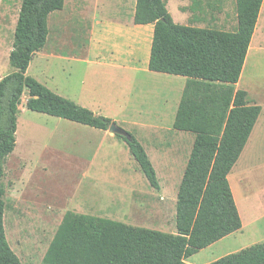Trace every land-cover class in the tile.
<instances>
[{"label": "trees", "instance_id": "trees-1", "mask_svg": "<svg viewBox=\"0 0 264 264\" xmlns=\"http://www.w3.org/2000/svg\"><path fill=\"white\" fill-rule=\"evenodd\" d=\"M264 0H236V31L176 23L165 0H137L135 23L154 24L149 69L187 77L174 129L195 135L176 201V231L135 226L67 211L43 264H191L199 251L241 230L229 175L261 114L237 89ZM65 0H22L9 56L11 72L0 80V264H27L12 250L5 228L6 164L17 146L22 96L27 108L100 130L112 119L65 98L27 74L49 37V15ZM194 7L198 2L194 0ZM129 152L150 185L160 189L157 171L142 143L129 132ZM209 264H264V243H256Z\"/></svg>", "mask_w": 264, "mask_h": 264}, {"label": "rangeland", "instance_id": "rangeland-1", "mask_svg": "<svg viewBox=\"0 0 264 264\" xmlns=\"http://www.w3.org/2000/svg\"><path fill=\"white\" fill-rule=\"evenodd\" d=\"M178 2L171 0L169 8L175 16H182L186 20L187 15L178 8ZM210 2L211 5L207 6L209 12L204 14L206 21L198 23L196 19L190 18L188 24L216 29L227 28L224 23L211 20L219 3L217 0ZM21 4L22 0H3L0 4V79L11 71L8 56L13 46ZM182 4L179 2L180 7ZM71 14L72 3L68 0L65 11L52 16L45 52L69 54L79 52L85 46L87 23L71 19ZM64 18L66 20H63ZM262 26L263 23H260L254 47L262 46ZM37 57L38 55L36 59ZM249 61L251 63L246 67L243 80V86L246 87L242 89L247 90V99L250 100L256 97L261 85L264 88V52ZM67 69L71 67L65 64L64 69L54 67L51 72L55 74V84H62L67 94L74 95L80 88L83 68L73 67L74 71L69 80L64 77L67 72L64 70ZM33 73L34 70H31L30 75ZM258 77L261 80L255 81ZM250 78L253 79L250 82H254V85L247 86ZM50 86L53 88L55 85L51 83ZM27 98L28 93L25 92L20 105L17 147L8 158L4 177L6 234L12 250L22 262L43 264L44 255L67 211L104 215L127 224L168 233L176 231L177 193L184 172L182 164L191 150V140H139L157 171L160 189H156L150 185L129 152L126 141L116 137L109 130L107 134H101L97 128L29 110L26 105ZM118 125L136 138L140 136L129 125ZM261 135L258 130L254 133V141L246 151L244 149L232 169L230 181L233 187H239L234 183V179L248 163L249 173L241 178V188L244 190L254 184L255 189L257 184L264 181V168L258 167V164L264 165V139L258 138ZM172 143H176L177 153L170 152L175 161L170 168L158 163L157 152L171 148ZM92 181H97L98 184L93 188L95 191L109 192V195L104 193L97 200L90 198L89 183ZM238 198L242 199L241 193ZM243 203L244 205L238 206L247 222V228L199 251L189 258L190 263L207 264L250 245L264 243V217L252 222L255 212L249 211L248 208L245 212L247 205L244 201Z\"/></svg>", "mask_w": 264, "mask_h": 264}, {"label": "crops", "instance_id": "crops-1", "mask_svg": "<svg viewBox=\"0 0 264 264\" xmlns=\"http://www.w3.org/2000/svg\"><path fill=\"white\" fill-rule=\"evenodd\" d=\"M2 1L0 0V4ZM165 1L174 21L179 24L187 23V25H192L188 24L190 18L191 20L196 19L199 21L198 23H204L206 21V15L204 14L209 12L210 9L208 7L211 5L210 0H196L198 2L196 7L193 5L194 0H178L183 3L180 7L178 2V8L187 15L186 20H184L185 18L182 16H175L169 8L171 0ZM217 2L219 4L216 6L215 16L211 17V20L215 23H224V26L227 28H221L220 30L236 31L238 27L236 0H217ZM71 3L72 14L70 18L80 23H87L84 40L85 46L81 51L70 52L69 54L45 52V46L43 50L37 52L33 57L27 74L30 75V71L34 70V73L30 76H33L57 94L71 99L83 107L89 108L98 115L109 117L117 124L129 125L140 135L138 138L135 137L137 140L168 141L186 138L191 140L192 150L195 135L191 132L176 130L173 127L187 83V77L155 72L149 69L155 26L154 24L135 23L134 17L137 0H71ZM67 5L68 0H65L62 10L51 13L48 24L52 16L62 14ZM195 14H197V17H195ZM63 20H66V18ZM260 23H263L262 30L264 31V2L240 80L236 85L237 89L245 90L242 87H246L243 86V80L245 79L246 67L251 63L249 60L255 56H260L261 52L262 54L264 52V37L261 43L262 46L260 48L254 47ZM231 27L234 28L231 29ZM36 55H38L37 59ZM63 63L71 67V69L64 70V72L67 71L64 74L67 80L72 76L73 67L80 66L83 68L81 70L83 71L81 85L74 95L67 94V90L62 84L59 83L60 86L55 84L56 77L51 72V68L62 67L64 69L65 64ZM250 79L249 82L247 81V86L254 85V82H250L253 79ZM259 79L258 77L255 81ZM262 81L264 82V79ZM51 83L55 85L53 88L50 86ZM260 84L262 83L260 82ZM245 91L247 93L246 101L248 105H260L262 107L261 114L244 148L246 151L251 142L254 141L253 136L257 130L259 134H262L258 138L260 140L264 139V88L261 85L256 93V97L250 100L249 98L247 99V90ZM98 130L101 134H107V130ZM175 148L176 143H172L171 148L158 151V163L171 168L175 164V161L171 157L172 153L170 152L174 151L176 154ZM191 150L187 154V159L182 164L184 171ZM249 165L248 163L245 166L246 168L242 171L243 173L241 172L236 175L234 183L240 186L241 197L246 203L248 210L255 212L254 217H252L253 222L254 219L261 220L264 217V181L261 184H257L255 189L254 184L245 187L246 189L244 190L241 188V178L248 175ZM258 167L264 168V165L258 164ZM237 177L240 183L236 180ZM230 184L233 190L231 181ZM97 186V181L89 183V189H91L89 191L90 198L97 200L104 193L109 195V192L99 193L95 191L93 188ZM234 197L237 204L235 194ZM237 207L239 209L238 204ZM239 213L242 218L240 210ZM95 216L113 219L104 215ZM242 222L241 232L247 228V222L244 220V217L242 218ZM187 261L189 262V259Z\"/></svg>", "mask_w": 264, "mask_h": 264}, {"label": "water", "instance_id": "water-1", "mask_svg": "<svg viewBox=\"0 0 264 264\" xmlns=\"http://www.w3.org/2000/svg\"><path fill=\"white\" fill-rule=\"evenodd\" d=\"M109 131L112 132L113 134H119L122 136L127 137L128 139H131V135L129 134L128 131L125 129L121 128L117 123L113 122L110 127Z\"/></svg>", "mask_w": 264, "mask_h": 264}, {"label": "bare ground", "instance_id": "bare-ground-1", "mask_svg": "<svg viewBox=\"0 0 264 264\" xmlns=\"http://www.w3.org/2000/svg\"><path fill=\"white\" fill-rule=\"evenodd\" d=\"M233 175V172L230 174V178H231V176ZM232 180V179H231ZM233 190L235 191L234 192V194H235V196H236V200H237V204L239 205V204H243L244 205V203H243V201H242V199L241 198H238V195L241 193V190H240V186L238 187H236V186H234L233 187ZM242 211V210H241ZM240 211V212H241ZM245 212H247V207L245 208V210H244ZM243 218V217H242Z\"/></svg>", "mask_w": 264, "mask_h": 264}]
</instances>
